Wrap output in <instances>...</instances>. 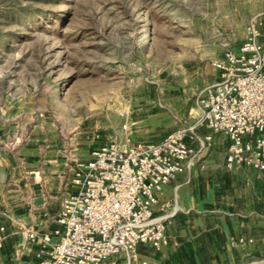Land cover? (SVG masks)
<instances>
[{
    "label": "rangeland",
    "instance_id": "obj_1",
    "mask_svg": "<svg viewBox=\"0 0 264 264\" xmlns=\"http://www.w3.org/2000/svg\"><path fill=\"white\" fill-rule=\"evenodd\" d=\"M255 17L264 35V0H0V208L57 152L144 119L160 82L238 49ZM256 248L242 264H264V232Z\"/></svg>",
    "mask_w": 264,
    "mask_h": 264
},
{
    "label": "crops",
    "instance_id": "obj_2",
    "mask_svg": "<svg viewBox=\"0 0 264 264\" xmlns=\"http://www.w3.org/2000/svg\"><path fill=\"white\" fill-rule=\"evenodd\" d=\"M260 41L264 43V35ZM213 60L203 64L201 58L186 66L179 80L173 76L160 82V94L150 102L148 115L141 121L129 118L114 130L113 140L127 147L134 140L156 143L172 131L189 128L187 139L197 156L158 192L154 212L166 220L169 243L160 248L141 243L135 256L121 253L110 264H242L248 249L257 250L264 232V174L247 166L229 169V136L198 124V98L219 77ZM208 135L211 141H206ZM91 152H75L62 164V153L57 152L58 159H49L52 173L44 184L40 170L27 171L34 181L26 180L22 192L9 196L0 208V225L5 227L0 264L38 260L39 241L28 239V229L56 238L61 200L77 190L69 168L86 162Z\"/></svg>",
    "mask_w": 264,
    "mask_h": 264
},
{
    "label": "built area",
    "instance_id": "obj_3",
    "mask_svg": "<svg viewBox=\"0 0 264 264\" xmlns=\"http://www.w3.org/2000/svg\"><path fill=\"white\" fill-rule=\"evenodd\" d=\"M262 36L263 22L255 17L241 46L213 60L219 77L198 98V124L229 136V169L247 166L264 174ZM188 134L189 128H180L156 143L123 147L110 140L93 149L72 172L77 190L61 200L56 238L53 233L26 230L28 239L39 241L33 264H110L121 253L135 256L141 243L167 245L166 220L155 215L154 206L163 186L197 156ZM205 139L211 141L212 136ZM4 231L0 225V246Z\"/></svg>",
    "mask_w": 264,
    "mask_h": 264
}]
</instances>
